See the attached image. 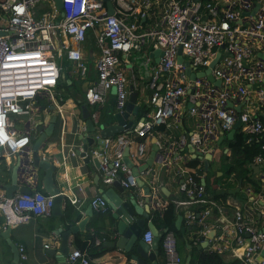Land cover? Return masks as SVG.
Listing matches in <instances>:
<instances>
[{"label":"built area","instance_id":"2783aa9c","mask_svg":"<svg viewBox=\"0 0 264 264\" xmlns=\"http://www.w3.org/2000/svg\"><path fill=\"white\" fill-rule=\"evenodd\" d=\"M161 1L112 0L115 11L110 14L104 0H61L60 7L55 0H0V169L2 163L12 166L27 154L29 163L23 164L24 177L32 189L31 193L8 197L0 181V221L13 226L52 213L54 196L36 188L38 170L30 158L33 133L38 127L33 126L35 115L41 110L39 99L44 98L55 105L65 120L57 91L62 68L58 57L72 62L76 71L86 77L88 66L82 45L91 32L100 55L95 60L97 76L84 92L86 101L102 105L114 88L116 106L124 109L132 91L140 90L137 103L149 107L132 127L106 137L103 145L92 146L88 152L99 159L106 180L112 183L120 179L127 190L138 188L137 177L123 161L124 151L128 149L130 158L140 164L147 154L145 140L154 135L163 155L159 170L179 176L180 189L187 197L172 203L202 206L200 211H188L187 218L196 223L205 218L209 225L207 219L218 203L207 192L203 176L205 155H214L219 139L233 129L240 117L246 143L257 144L258 151L249 165L259 167L260 173L245 190V181L242 182L246 201H239L233 219L217 228L221 229L219 239L234 236L233 247L243 249L245 263L264 264V59L259 56L264 53V0H167L163 10L157 12ZM46 2H51L52 7L41 11L39 6ZM256 3L260 6L254 14L247 15ZM147 20L148 27L143 30ZM147 43L151 50L145 47ZM154 50H160L161 56L150 66L149 94L146 87L139 85L129 57L144 52L150 62L154 56H149V52ZM216 57L212 74L221 81L220 85L207 76L192 78L191 73L205 72ZM185 61L191 68L189 74ZM13 115L25 124L23 130L16 127ZM100 116L98 112L92 115L96 121ZM186 116L194 121V128L188 137L176 139L168 130H176L177 122H183ZM188 142L195 154L189 160L198 159L199 164L180 166L183 157L177 147ZM72 154H76L75 150ZM152 168L140 177L146 181L145 177L151 175L150 207L152 211H163L167 206L156 195L160 185L151 174ZM236 175L231 173L229 181L233 182ZM71 201L78 203L76 197ZM91 205L98 213L111 209L103 195L94 196ZM153 238L151 230L146 229L143 240L151 243ZM161 241L163 264H181L174 231L166 229ZM94 243L99 246L102 239L94 238ZM19 251L25 261V246H19ZM66 263L96 264L80 248L70 251Z\"/></svg>","mask_w":264,"mask_h":264},{"label":"crops","instance_id":"0c3cea01","mask_svg":"<svg viewBox=\"0 0 264 264\" xmlns=\"http://www.w3.org/2000/svg\"><path fill=\"white\" fill-rule=\"evenodd\" d=\"M166 1L167 0H162L160 4L157 5V12L163 10ZM220 2L221 1H219V3ZM52 5L53 4L51 2H46L42 3L39 8L41 11H48L50 10V6L52 7ZM252 14L254 13H249L247 15ZM248 19V17L245 18L246 24L248 23ZM148 23L149 20L143 22V30L148 27ZM90 33L88 34L87 40L82 45L84 61L93 62V66H91L90 69L88 67V74L86 78H84L88 81L96 78L97 76L95 69V60L98 59L100 55V52H98L99 50H97V47L94 44V34ZM148 45V43L145 44V47L151 50V45ZM156 51L157 50L149 52V56H154V60L150 62H147V58L144 57V52L132 53V55L129 57V62L133 63L132 68L134 72L138 74L139 85L142 84L143 88L146 87V89L152 74L150 66L155 62H158L161 56V51L159 50L160 54L157 56L155 55ZM66 88L59 86V88L57 89L60 95L58 97L59 103L63 105V114L65 116V120L61 115H59L57 110L51 113L49 107L52 103L49 102L48 99L40 98L38 103L41 106V110L36 113L40 112L42 113V115L40 116V118L35 119L36 123L33 125H38L42 121L45 126H48L54 114H57L59 117L56 131L52 136L48 138L45 146L39 151V154L41 156H46L48 161L57 165V170L54 176L56 184L60 187L61 192L65 195V214L64 216L57 217L51 213V215L48 216L33 218L26 223L13 226L10 225L12 227L10 233L12 241L15 242L18 247L23 245L26 248L28 258L24 261V264H58L57 258L48 254L47 252L48 249L59 246L62 233L60 232V229H63V231H65L69 228L70 225L77 224L81 219L89 217L87 215V212L90 206H92L91 199L96 195L105 196V194L102 193V189L104 187L111 186V183L108 182L106 178H98V168L93 162L85 163L83 161V158L77 154V150L80 149L82 146V141L78 139V136L85 130L87 119L84 117V115L86 114V112H89L90 116H92L93 113L95 114L97 112L101 115H104L107 113V111L117 108L115 89H112V91L108 94L107 100L102 105H92L86 101L84 96H81L79 98L72 97L70 95L71 93H69L68 89ZM149 91L151 90L147 89V92ZM137 92L139 98L141 91L139 90ZM42 100L48 101V105L44 104ZM139 101L140 100L138 99V102ZM138 105L140 107L138 116L143 115L146 111L149 110V107H146V104L144 105V103ZM21 118L25 120L24 117ZM24 127L21 130H23ZM193 128L194 121L190 120L189 117L186 116V119H184L183 122L182 119L177 122L176 130H168V133L172 132L176 139H181L183 136L188 137L189 133L193 130ZM240 131L242 132L241 127L237 129L232 139H228L226 137L223 140L219 139L218 149L214 153L213 158L210 160L209 168L211 167L212 161H214L215 159H220L221 162L222 157H227V160H232V158H234L235 152L232 149L231 141L236 140V136ZM33 134L35 135V138L39 133L35 132ZM160 140H164V138L160 137ZM156 142L157 139L154 135H149V137H147V139L145 140L147 154L145 156V159L140 163H144L146 159L150 157L153 148L157 145ZM223 143H226V147L224 149L221 148ZM189 145L190 143L188 142L186 144H181L179 147H177L179 154L183 157V160L179 161L178 165L180 166L185 165L187 163L188 165H191L190 163L192 161L189 159L195 158V154L193 151H191L192 149H189ZM93 146L96 147L98 145L94 144ZM73 150H75L76 152L75 155L72 154ZM90 151L91 148L89 150V153ZM14 165L15 164L9 167L6 166V164L2 165L0 171V181L3 185L11 182ZM159 167L160 165L156 163L151 169L153 170L151 174L158 178V184L160 185L159 189L155 191L159 199L163 203H165L167 207L170 203H172L173 200H187L186 195L180 189V183L182 179L179 176L177 178V175L174 172L169 173L165 172L164 170H159ZM250 167L253 170L250 177L253 180L255 178L257 179V176L260 173L259 167L254 165H251ZM209 168L204 169L205 173L203 174L205 182L207 184V192L210 194V197L213 200H216L218 203V206L212 209V212L209 218L207 219L209 225L205 222V218L201 223L191 222L187 218L188 211H200L202 206L197 204H184L175 207L177 214L176 221L179 215L183 216V222L181 224V227L178 228L176 226L177 229L181 230L183 239V245L180 247V250H178L183 259L181 264H186V259L188 255H192L193 258L195 257L197 260H200L202 252H216L221 255L223 261L226 263H230L237 260L240 261L241 264H247L242 259L243 249L233 247V235H225L223 238L219 239L221 229L217 228V226L221 227L225 222H228L229 220L233 219V215L236 210V205L239 203V200L235 198L236 195L230 194H220L228 196H222L218 199H215L213 197L214 193H217L218 189H229V187L221 186L217 183L218 180H220L224 175V172L223 170H221V168L216 169V175L208 179L207 171L209 170ZM235 171L233 172L236 173ZM37 173L38 175L36 179V188L38 189L39 178H41L42 170H38ZM236 176L237 178L233 180V182L236 181V185H233L230 188L238 187L240 180L243 179L240 178L238 175ZM150 178L151 175L149 177H145L147 183L149 182L148 180H150ZM43 180L44 175L42 176V181ZM247 181L248 182L246 183V188L249 186V184H251V182H253L250 180ZM233 182L231 181L232 184ZM148 189L149 188L147 186L141 187L139 185V187L135 190L126 189L124 194L126 198H129L133 195L134 198H137L139 204L144 205L147 210L148 205L145 202L147 199V194L149 192ZM75 197L78 199L77 204H74L71 201V199H74ZM164 211L165 209L163 211L153 210L151 212V219L163 231L168 229L164 226L162 221V214ZM112 214V208L105 213H98L93 210V215L89 217V222L87 223L85 231L71 235V250L73 248H79L78 240H80L81 242H85L87 240H90L91 238H100L102 239L103 247L106 248V250L105 253L99 257H91L94 262H96V264H131L129 258H127V254L124 251L120 250L117 247H107L104 244L107 241L115 240L112 230L106 223V221L111 218ZM138 216L141 217V214H138ZM148 221L149 220H147V222ZM205 225L208 226L204 227ZM8 226L9 225H6L3 219L0 221V264H11V260L13 257L9 242L1 234L7 229ZM145 231L141 235V239H143ZM161 242L160 249L162 247ZM46 244H49L50 246L46 248ZM158 258L160 263L163 264L165 260L163 250ZM257 258L260 259L259 256Z\"/></svg>","mask_w":264,"mask_h":264},{"label":"water","instance_id":"95a60500","mask_svg":"<svg viewBox=\"0 0 264 264\" xmlns=\"http://www.w3.org/2000/svg\"><path fill=\"white\" fill-rule=\"evenodd\" d=\"M58 7L61 6V0H55ZM106 2V6L108 9V13L113 14L115 11L112 0H104ZM259 3H256V6L251 13H254L256 9L259 7ZM182 50H180L181 54ZM160 51L157 50L155 55H159ZM219 56V54H218ZM260 57L264 59V53L259 54ZM182 60V55L179 57V61ZM158 61V59H157ZM218 59L217 57L212 61L210 67L207 68L205 72H199L197 75L195 73H191V68L189 67V63L187 61L184 64L187 66V73H191L192 78L197 76H207L212 82H215L217 85L221 84L220 80L215 79L212 74V67L215 66ZM61 71L59 85L65 87L73 83V80L67 78L65 73ZM89 85V81L85 83L83 88V93L86 92ZM133 89V87H132ZM152 93V90L148 92ZM138 92L132 91L130 98L124 109L114 108L112 110L107 111L106 114L101 115L99 120L96 121L90 116L89 112L84 115L86 120V126L83 133L78 136V139L82 141V146L77 150V154L83 158L85 163L93 162L95 166L98 168V178L104 177L105 172L101 166V163L98 158L91 157L88 153L90 148L96 144L98 146L103 145L104 139L106 137H111L116 135L119 132H123L125 129L132 127V125L139 118V105L137 104ZM230 105L232 102L230 101ZM51 113L55 111V105L51 104L49 107ZM237 111H241V105L236 107ZM59 121V117L57 114L52 116L51 122L48 126H45L43 122L38 124L37 137L34 139L32 145V153L31 160L32 165L37 170H42L44 172V180L42 191L54 196V204L52 208V214L57 217L64 216V202L65 195L61 192L60 187L55 182V172L57 170V165L55 163H51L47 159H44L39 151L45 146L46 141L50 136L54 134L56 131L57 123ZM241 118L239 117L234 124V127L231 131H229L225 136L222 137V140L226 137L228 139H232L238 128L241 126ZM189 149H193L192 146H189ZM158 146L153 148V151L149 158L146 159L144 163L137 164L134 162L129 156V150L125 151V155L123 161L126 163L128 167L132 169L134 176L137 177L138 184L143 187L147 186L149 192L147 194L146 204L148 205V209L144 205L139 204L137 198H134L132 195L129 198L125 197V187L122 185V181L120 179H114L111 183V186L104 187L102 189V193L105 194V197L110 204V207L113 209V214L111 218H109L106 223L109 225V228L112 230L115 240L105 242V246L107 247H117L120 250L124 251L127 254V258H129L131 264H161L159 261V256L161 255L160 242L165 231L161 230L158 225L151 219V207H150V196H151V187L149 184L140 177L142 172L153 167L156 163L159 164L163 155L158 151ZM213 158V153L205 155L204 168H209V160ZM29 163V157L27 154L24 156H20L19 161L14 165L12 172V179L10 183L4 185L6 190V195L8 197H12L16 193H31L32 189L26 184L24 172L25 164ZM24 164V165H23ZM257 168V167H254ZM222 173V172H221ZM243 179L240 180L239 186L236 188H221L217 190L218 194H230V195H238L241 197H245V193H243L242 187ZM145 208H144V207ZM147 211V212H145ZM141 214V217L138 216ZM87 215L90 217L93 215V207L90 206ZM89 217H85L81 219L77 224L70 225L68 229L63 231L60 229L61 233V241L58 247H52L48 249V254L55 256L58 260V264H67L66 258L71 251V240L70 237L73 234H77L79 232H83L86 229L87 223L89 222ZM147 220H149L147 222ZM183 222V216L179 215L176 221V226L178 228L181 227ZM12 227L9 225L5 231L1 234L6 240L9 242L12 252V260L11 264H24V261L21 259V254L19 251V247L15 242L12 241L10 237ZM149 229L154 235V238L151 243L145 242L141 239V235L143 232ZM59 232V233H60ZM261 255H264V250ZM192 255H188L186 259V264L192 263Z\"/></svg>","mask_w":264,"mask_h":264},{"label":"trees","instance_id":"16d2710c","mask_svg":"<svg viewBox=\"0 0 264 264\" xmlns=\"http://www.w3.org/2000/svg\"><path fill=\"white\" fill-rule=\"evenodd\" d=\"M143 114V113H142ZM139 140H144V138H140ZM232 143V149L234 150L235 154H234V158H232V165L230 167H228V172L233 173V171H235L237 173V175L240 178H243V181L246 180V178L250 181H253L255 183V180H253L250 176L251 173L253 172L252 168L250 167V163L253 160V157L255 156V154L257 153V144H248L246 143L244 134L240 131L237 136H236V140L231 141ZM223 158V157H222ZM227 159V157H224L223 160ZM237 162V163H236ZM192 166H195L197 164H199V160L194 159L192 160V162L190 163ZM204 170V168H203ZM223 170V169H221ZM10 173V172H9ZM44 175V172L42 171V176ZM42 177L39 178V185H38V190H42ZM227 197L228 195H220L217 193H214L213 197L215 199H218L220 197ZM176 205L174 203H170L168 205V207H166L165 211L163 212L162 216H163V224L166 228H168L169 230H172L175 232L176 238H177V243H178V250H180V247L183 245V239H182V232L181 230L176 228V218H177V214H176ZM79 242V248L87 251L89 253V255L92 256H101L105 253L106 248L103 247V244L99 246H96V244L94 243V238H91L90 240H87L85 242H81L80 240H78ZM78 248V247H77ZM161 253H162V247H161ZM241 264L240 261H233L230 263H226L223 261L222 257L220 254L216 253V252H202V256L200 260H197L195 257L192 259V263L191 264Z\"/></svg>","mask_w":264,"mask_h":264},{"label":"rangeland","instance_id":"374dc122","mask_svg":"<svg viewBox=\"0 0 264 264\" xmlns=\"http://www.w3.org/2000/svg\"><path fill=\"white\" fill-rule=\"evenodd\" d=\"M58 57V61H59V65L62 67L61 68V71L64 70L63 72L65 73V76L67 78H71L73 80V84H70V85H67L66 89H68L69 93H71L70 95L72 97H81V96H84V93H83V88L85 86V83L88 81L87 79H84L86 77H83L80 73H78L76 71V66L73 65L72 62H69L67 60H65L64 58L61 59ZM90 69L91 66H93V62L92 61H85ZM42 102H44V104L48 105V101L46 100H42ZM42 115V113H36L35 115V119H38L40 118V116ZM13 120L15 122H17V125L16 127L18 129H22L25 124L20 122L19 121V117H17L16 115H13L12 116ZM35 136V135H34ZM226 147V143H223L222 144V149H224ZM224 158H222V161L220 162V159H215L214 161H212V164H211V167L209 168V170L207 171V175H208V179L214 177L216 175V169L218 168H221L223 169V172H224V175L223 177L218 180V184L221 185V186H225V187H231L233 185H236V181L233 182V184L231 183V181H229V177H230V174L228 172V167H230L232 165V161L231 160H223ZM5 164V163H2V165ZM2 165H1V168H2ZM1 171V169H0ZM6 173V172H5ZM42 177V175H41ZM248 179L246 178L245 180V183H244V186H243V190H245L246 188V181ZM237 200H239L240 202H245L246 199L241 197L240 194L236 195L235 197Z\"/></svg>","mask_w":264,"mask_h":264},{"label":"clouds","instance_id":"9594fccd","mask_svg":"<svg viewBox=\"0 0 264 264\" xmlns=\"http://www.w3.org/2000/svg\"><path fill=\"white\" fill-rule=\"evenodd\" d=\"M36 137H37V136H36ZM36 137H35V138H36ZM35 138H34V139H35ZM33 142H34V141H33ZM32 145H33V144H32Z\"/></svg>","mask_w":264,"mask_h":264}]
</instances>
